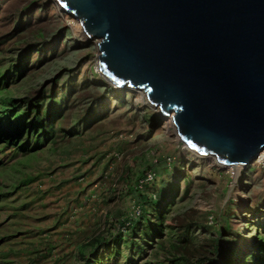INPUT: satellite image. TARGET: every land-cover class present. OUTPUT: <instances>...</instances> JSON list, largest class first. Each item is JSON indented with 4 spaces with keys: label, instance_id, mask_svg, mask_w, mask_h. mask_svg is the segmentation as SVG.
<instances>
[{
    "label": "rangeland",
    "instance_id": "1",
    "mask_svg": "<svg viewBox=\"0 0 264 264\" xmlns=\"http://www.w3.org/2000/svg\"><path fill=\"white\" fill-rule=\"evenodd\" d=\"M98 42L0 0V264H264V163L190 151Z\"/></svg>",
    "mask_w": 264,
    "mask_h": 264
},
{
    "label": "water",
    "instance_id": "2",
    "mask_svg": "<svg viewBox=\"0 0 264 264\" xmlns=\"http://www.w3.org/2000/svg\"><path fill=\"white\" fill-rule=\"evenodd\" d=\"M99 40L116 88L141 90L222 167L264 149V0H57Z\"/></svg>",
    "mask_w": 264,
    "mask_h": 264
},
{
    "label": "bare ground",
    "instance_id": "3",
    "mask_svg": "<svg viewBox=\"0 0 264 264\" xmlns=\"http://www.w3.org/2000/svg\"><path fill=\"white\" fill-rule=\"evenodd\" d=\"M55 3H56V5H57V7H58V9L59 10H61V11H63V13L64 14H66V17L67 16H71V17H73L72 15H70L69 13H67V12H65L62 8H61V6H60V4H58V2H57V0H55ZM68 14V15H67ZM74 18V17H73ZM75 19V18H74ZM76 20V19H75ZM77 21V20H76ZM79 24H80V22L79 21H77ZM80 28H82V26H81V24H80ZM82 31H83V29H82ZM84 33V32H83ZM85 35V34H84ZM86 36V35H85ZM86 38H88L87 36H86ZM88 40H90L89 38H88ZM91 40H96V38H94V39H91ZM100 42V41H99ZM99 42H98V44H99ZM98 46V45H97ZM98 64V63H97ZM99 67V66H98ZM98 70H99V68H98ZM100 71V70H99ZM100 73L105 77V75L100 71ZM120 89V88H119ZM126 90H129V91H132V90H130V89H126ZM135 91H139V92H141L142 93V95L144 94V96H142V97H145L146 98V94L143 92V91H141V90H135ZM147 99V98H146ZM147 102H148V100H147ZM149 104V103H148ZM150 105V104H149ZM151 106V105H150ZM152 108H154L153 106H151ZM154 109H156V112L158 113V115L159 116H161V117H163V118H167V119H165V122H166V125H168V126H170V127H174L175 128V135H176V137H177V139L178 140H180V138H179V136H178V133H177V130H176V126H175V124L173 123V120H172V117L174 116V115H170V116H168V117H165V116H162V114H161V112H160V110L159 109H157V108H154ZM188 148V147H187ZM189 149V148H188ZM191 151V150H190ZM254 162H258V163H264V149H262V151L260 152V154L252 161V163H254ZM251 164V163H250ZM243 166H235V167H233V170H235V171H239L241 168H242Z\"/></svg>",
    "mask_w": 264,
    "mask_h": 264
},
{
    "label": "clouds",
    "instance_id": "4",
    "mask_svg": "<svg viewBox=\"0 0 264 264\" xmlns=\"http://www.w3.org/2000/svg\"><path fill=\"white\" fill-rule=\"evenodd\" d=\"M183 143V142H182ZM184 144V143H183Z\"/></svg>",
    "mask_w": 264,
    "mask_h": 264
}]
</instances>
